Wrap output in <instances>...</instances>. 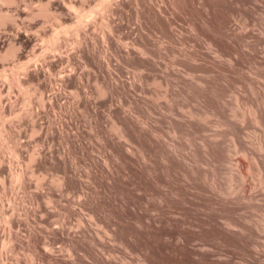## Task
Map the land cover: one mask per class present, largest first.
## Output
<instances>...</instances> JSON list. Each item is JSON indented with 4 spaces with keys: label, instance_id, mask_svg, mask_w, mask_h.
I'll use <instances>...</instances> for the list:
<instances>
[{
    "label": "rangeland",
    "instance_id": "374dc122",
    "mask_svg": "<svg viewBox=\"0 0 264 264\" xmlns=\"http://www.w3.org/2000/svg\"><path fill=\"white\" fill-rule=\"evenodd\" d=\"M0 17V264H264V0Z\"/></svg>",
    "mask_w": 264,
    "mask_h": 264
},
{
    "label": "bare ground",
    "instance_id": "6f19581e",
    "mask_svg": "<svg viewBox=\"0 0 264 264\" xmlns=\"http://www.w3.org/2000/svg\"><path fill=\"white\" fill-rule=\"evenodd\" d=\"M2 1H5V2H8V3H15L16 2V0H2ZM107 1V0H106ZM105 0H104V2H106ZM85 2V1H84ZM113 2V1H112ZM66 3V2H65ZM107 4V3H106ZM109 5V4H108ZM108 5H106V6H108ZM73 7V6H72ZM161 7V6H160ZM178 7V6H177ZM74 8V7H73ZM45 9V8H44ZM72 9V8H71ZM43 10V9H42ZM44 12V13H43ZM49 12V10L47 11V9H45L44 11H42V13L43 14H50V13H48ZM89 15V14H88ZM8 16V15H7ZM8 17H12V16H8ZM85 17H86V15H85ZM0 19H1V17H0ZM82 20V19H81ZM84 21H83V23L84 22H86V20L85 19H83ZM80 25V24H79ZM81 26H82V24H81ZM79 28V30H81L80 29V27H78ZM77 28V29H78ZM192 30L193 31H197V27H196V25L195 24H193V27H192ZM80 32V31H79ZM81 33V32H80ZM197 33V32H196ZM79 35V34H78ZM77 36V35H76ZM80 37V36H79ZM53 38H54V41H56L57 40V35H53ZM77 39H79V38H77ZM80 40V39H79ZM58 41V40H57ZM81 41V40H80ZM79 41V42H80ZM59 43H60V41H59ZM57 44V43H56ZM56 47L55 48H57L58 49V45H55ZM59 46H61L60 44H59ZM128 46V45H127ZM136 47V46H135ZM11 48H13L14 50H12L13 51V53L15 52V48H14V46H12ZM61 48V47H60ZM140 51H141V53H143V54H150V51L145 47V46H139V47H137ZM136 49V48H135ZM10 50V51H11ZM10 54H12V52L10 53ZM15 54V53H14ZM8 55V54H7ZM160 66V65H159ZM169 70V69H168ZM5 74V73H4ZM4 77H6V74H5V76ZM18 78V77H17ZM7 79H8V77H7ZM17 80V79H16ZM18 82V81H17ZM21 82V81H20ZM7 83H8V81H7ZM19 83V82H18ZM141 83V82H140ZM169 84V83H168ZM19 85H20V83H19ZM23 85V84H22ZM170 88V87H169ZM0 92H1V89H0ZM26 92V91H25ZM1 101V100H0ZM1 105V104H0ZM0 109H2V108H0ZM1 112V111H0ZM148 125V124H147ZM158 138V137H157ZM159 139V138H158ZM241 138H239V140L237 141V145L238 146H240V147H242L243 148V150H244V152H247V153H249V152H251V148L250 147H248L247 145H246V143H244L242 140H240ZM251 144V143H250ZM249 145V144H248ZM173 148V147H172ZM261 148V147H260ZM174 149H176V147L174 148ZM141 150V149H140ZM213 151L214 152H216L214 149H213ZM261 151V150H260ZM140 153V152H139ZM252 153V152H251ZM136 154V153H135ZM246 154V153H245ZM244 154V155H245ZM17 155V154H16ZM247 155V154H246ZM245 155V156H246ZM254 155V154H253ZM19 156V155H18ZM145 157V156H144ZM17 159H18V157H17ZM147 159V158H146ZM21 169V168H20ZM194 169V168H193ZM22 170V169H21ZM19 173V172H18ZM25 173V172H24ZM24 173H19L18 174V178H23V174ZM16 175H17V172H16ZM244 177V176H243ZM243 180H244V178H242ZM245 182V181H244ZM245 184V183H244ZM10 205V204H9ZM4 206V205H3ZM10 207V206H9ZM5 208V207H4ZM3 207H2V209H4ZM11 208V207H10ZM12 208H14V209H16L15 208V206L13 205V207ZM0 209H1V207H0ZM13 209V210H14ZM4 211H6V209L4 210ZM1 212V211H0ZM1 214V213H0ZM1 215H3V210H2V214ZM1 217V216H0ZM7 219V218H6ZM10 219V218H9ZM8 219V220H9ZM7 220V223H9V221H11V220H9L8 221ZM6 223V224H7ZM10 224H12V222L11 223H9V225ZM5 226H8V225H5ZM8 228V227H7ZM10 229H11V227H9ZM10 233H11V231H9ZM12 235V233L10 234V236ZM182 238V237H181ZM183 239V238H182ZM186 240V239H185ZM8 249V248H7ZM5 250V249H4ZM3 253V252H2ZM4 254V253H3ZM4 256H5V254H4ZM1 257V256H0ZM5 258V257H4ZM1 259V258H0ZM2 259H3V257H2Z\"/></svg>",
    "mask_w": 264,
    "mask_h": 264
}]
</instances>
